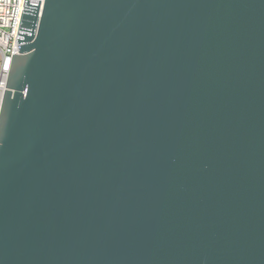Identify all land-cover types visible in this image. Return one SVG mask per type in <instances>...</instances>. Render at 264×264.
I'll return each instance as SVG.
<instances>
[{
  "label": "water",
  "instance_id": "95a60500",
  "mask_svg": "<svg viewBox=\"0 0 264 264\" xmlns=\"http://www.w3.org/2000/svg\"><path fill=\"white\" fill-rule=\"evenodd\" d=\"M23 6L0 264H264V0Z\"/></svg>",
  "mask_w": 264,
  "mask_h": 264
},
{
  "label": "built area",
  "instance_id": "2783aa9c",
  "mask_svg": "<svg viewBox=\"0 0 264 264\" xmlns=\"http://www.w3.org/2000/svg\"><path fill=\"white\" fill-rule=\"evenodd\" d=\"M35 1V0H32ZM24 0H0V109L10 69L12 54H21L17 32Z\"/></svg>",
  "mask_w": 264,
  "mask_h": 264
},
{
  "label": "flooded vegetation",
  "instance_id": "af4514ba",
  "mask_svg": "<svg viewBox=\"0 0 264 264\" xmlns=\"http://www.w3.org/2000/svg\"><path fill=\"white\" fill-rule=\"evenodd\" d=\"M22 54L18 55V56H21Z\"/></svg>",
  "mask_w": 264,
  "mask_h": 264
}]
</instances>
